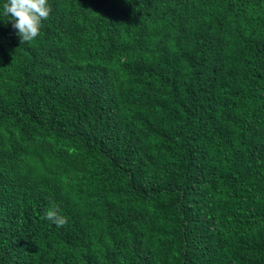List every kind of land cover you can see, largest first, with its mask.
Instances as JSON below:
<instances>
[{"label":"trees","instance_id":"trees-1","mask_svg":"<svg viewBox=\"0 0 264 264\" xmlns=\"http://www.w3.org/2000/svg\"><path fill=\"white\" fill-rule=\"evenodd\" d=\"M5 2L0 264H264V0Z\"/></svg>","mask_w":264,"mask_h":264},{"label":"clouds","instance_id":"clouds-1","mask_svg":"<svg viewBox=\"0 0 264 264\" xmlns=\"http://www.w3.org/2000/svg\"><path fill=\"white\" fill-rule=\"evenodd\" d=\"M51 11L48 0H6L2 6V15L11 20L22 44L32 42L40 35L42 22L49 18ZM41 219L57 227L67 223V218L60 214L55 203L45 210Z\"/></svg>","mask_w":264,"mask_h":264}]
</instances>
